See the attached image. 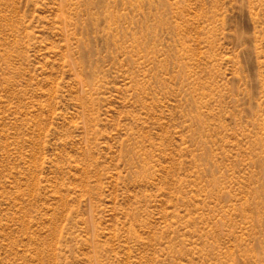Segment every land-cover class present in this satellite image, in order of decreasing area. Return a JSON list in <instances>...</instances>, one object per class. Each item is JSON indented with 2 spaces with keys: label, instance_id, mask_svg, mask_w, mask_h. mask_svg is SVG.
Here are the masks:
<instances>
[{
  "label": "rangeland",
  "instance_id": "obj_1",
  "mask_svg": "<svg viewBox=\"0 0 264 264\" xmlns=\"http://www.w3.org/2000/svg\"><path fill=\"white\" fill-rule=\"evenodd\" d=\"M0 264H264V0H0Z\"/></svg>",
  "mask_w": 264,
  "mask_h": 264
}]
</instances>
